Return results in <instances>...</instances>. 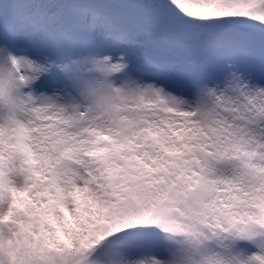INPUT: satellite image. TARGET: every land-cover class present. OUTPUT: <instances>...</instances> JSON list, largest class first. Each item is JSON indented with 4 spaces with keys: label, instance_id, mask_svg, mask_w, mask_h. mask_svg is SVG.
Segmentation results:
<instances>
[{
    "label": "snow or ice",
    "instance_id": "6c2138e0",
    "mask_svg": "<svg viewBox=\"0 0 264 264\" xmlns=\"http://www.w3.org/2000/svg\"><path fill=\"white\" fill-rule=\"evenodd\" d=\"M0 264H264V0H0Z\"/></svg>",
    "mask_w": 264,
    "mask_h": 264
}]
</instances>
